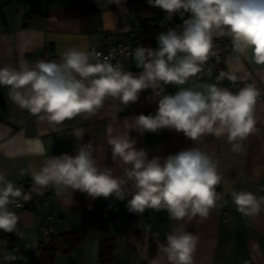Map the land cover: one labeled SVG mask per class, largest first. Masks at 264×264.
<instances>
[{"label": "clouds", "instance_id": "9594fccd", "mask_svg": "<svg viewBox=\"0 0 264 264\" xmlns=\"http://www.w3.org/2000/svg\"><path fill=\"white\" fill-rule=\"evenodd\" d=\"M109 4L121 5L122 0H108ZM150 6L166 13V19L179 14L183 19L181 31L169 29L157 37L158 47L138 46L134 50L137 67L142 71L135 75L113 66L109 57L100 59L95 51L68 49L62 59L38 60L29 66L22 63L19 68L11 65L0 67V86L9 88V98L21 109H27L39 120L60 125L81 114L93 115L106 98L119 99L129 106L140 98V93L152 89L153 98L158 97L155 114L125 118L123 133L112 134L108 128V144L112 160L120 161L125 167L123 176H116L107 166L97 165L93 143H81L76 155L67 153L51 156L42 168L32 173L31 192L42 194L44 188L54 186L58 191L70 188L79 190L95 200L98 197L115 196L123 201L131 194L127 208L133 213L145 209H165L169 218L191 221L199 217L207 219L210 210L216 207V186L221 177L216 162L207 153L196 147L184 149L165 158L149 159L143 148H137V140L129 133L135 130L143 135L159 133L164 129L183 133L193 142L205 134L217 138L227 135L232 151L243 150V141L255 128L254 107L261 92L255 85H247L233 93L216 84L203 85L204 91L191 88L162 95L165 85L184 84L189 77L201 72L212 52L213 33L230 35L234 50L247 54L258 65H264V0H147ZM94 61V62H93ZM221 72L218 79H223ZM235 82L237 77L229 75ZM87 118V117H86ZM82 139V135L77 137ZM37 153L44 148L36 141ZM25 170H21L23 175ZM131 182V187H129ZM31 199V193L23 190L0 172V230L15 233L18 237L17 215L9 205L17 199ZM237 211L244 216H254L262 209L264 197L239 191L232 193ZM19 206V205H17ZM150 227V226H149ZM198 236L186 231L183 226L173 229L165 242L157 241L169 264H192ZM18 249L3 250L6 264L26 260L17 254ZM153 264H159L153 261Z\"/></svg>", "mask_w": 264, "mask_h": 264}, {"label": "crops", "instance_id": "0c3cea01", "mask_svg": "<svg viewBox=\"0 0 264 264\" xmlns=\"http://www.w3.org/2000/svg\"><path fill=\"white\" fill-rule=\"evenodd\" d=\"M136 1L139 0H122L117 5L109 4L108 0H0V67L19 68L22 63L32 66L40 59L45 60L43 52L48 44L52 46V54L46 61L58 63L68 49L90 52L96 45L115 46L123 40L125 32L117 28L119 21L134 11ZM158 16L157 10L144 13V17ZM111 32L112 36H108ZM217 64L228 76L235 75L237 81L259 82L264 87V65L254 62L250 50L247 54L236 51L233 57H221ZM117 65L135 75L142 71L134 58L131 62L119 58L113 64ZM205 84H215V78L203 70L177 85L175 92L188 88L204 91ZM0 89V172L15 186L21 182L33 184L32 173L39 171L48 158L64 153L75 156L77 147L89 141L93 143L97 165L107 166L114 175L122 177L124 168L130 166L112 160L108 128L113 129V135L128 131L124 127L125 118L141 113L154 115L159 99L153 98L152 89L141 92L139 100L129 106L109 97L95 114H81L54 125L21 109L9 98L8 87ZM253 115L257 131L242 142L240 152L232 151L226 134L219 138L205 134L193 142L182 132L169 129L143 135L135 130L129 133L137 140L136 147L143 148L149 159L155 156L163 159L193 147L212 157L221 177L216 186L219 198L202 222L198 216L191 221L187 217L170 219L165 209L130 212L127 202L131 194L106 213L105 204L111 196L93 200L79 190L58 191L49 185L44 189L52 196V202L44 213L14 211L22 236L0 230L13 238V242L0 240V264H6L2 258L5 249H18L17 254L27 258L11 264H39L40 246L49 241L43 232L46 216L52 218L51 238L76 233L81 240L74 252L59 253L54 264H100V244L111 239L115 240L112 264H153V261L169 264L159 248L152 254L151 240L166 238L180 226L199 238L192 264H264V204L258 214L244 216L237 211L232 197L234 191L264 196V188L260 186L264 181V101H257ZM37 140L45 150L42 155L36 151ZM226 209L229 217L224 220L222 213ZM102 226L107 230L101 229Z\"/></svg>", "mask_w": 264, "mask_h": 264}, {"label": "built area", "instance_id": "2783aa9c", "mask_svg": "<svg viewBox=\"0 0 264 264\" xmlns=\"http://www.w3.org/2000/svg\"><path fill=\"white\" fill-rule=\"evenodd\" d=\"M150 10H157L160 13L158 17H144V13ZM189 14H185L183 19H187ZM183 19L179 14L174 15L170 20L166 19V13L158 8L150 6L147 0H139L135 2V9L133 12L121 17L118 29H125L123 40L115 46L109 45H96L90 49L91 51L101 53L100 59L103 60L105 56L109 57V62L114 64L119 58H124L127 61H132L134 58V50L138 46H144L150 44L151 48L156 49L158 47L157 37L160 33L167 32L169 29L176 31L182 30ZM108 36H112V32L108 33ZM213 49L215 55L210 54L208 61L201 65V72L203 70L209 71L214 75L215 84L218 87H225L231 90L233 93L238 92L241 88L247 85H255V87L261 92V97L257 101H264V87L259 82L252 81H231L227 77L228 75L219 67L217 60L221 57H233L236 53L232 43L230 35H217L212 39ZM52 54V46L48 44L43 52V58L45 60L50 59ZM94 62V61H93ZM200 72V74H201ZM221 72L225 73L223 79H218ZM177 90V85L169 84L163 88L162 95L173 94ZM264 188V181L260 184ZM16 187L23 190V193H31V199L24 200L23 196L17 199V204L9 205L11 211L27 210L33 213H44L52 202V196L43 189L42 194L31 192L32 184L28 182L18 183ZM264 197V196H263ZM123 201L117 199L114 195L111 196L105 204V212L108 213L110 210L120 205ZM19 205V206H17ZM224 220H227L228 210H224L222 213ZM52 218L50 216L45 217V223L43 225V232L45 237L48 239L51 234ZM48 242V240H47Z\"/></svg>", "mask_w": 264, "mask_h": 264}, {"label": "trees", "instance_id": "16d2710c", "mask_svg": "<svg viewBox=\"0 0 264 264\" xmlns=\"http://www.w3.org/2000/svg\"><path fill=\"white\" fill-rule=\"evenodd\" d=\"M2 100V91L0 89V102ZM47 192V190L45 189ZM48 193V192H47ZM49 194V193H48ZM103 230H107L104 226L101 227ZM0 240H6L13 242V238L0 232ZM159 242H165L166 238H152L151 248L152 254L154 255L158 249ZM81 244V240L76 233H69L58 237L49 236V241L40 246V260L39 264H54L55 259L59 253L69 254L74 252L77 247ZM115 250V240H107L100 244V264H112Z\"/></svg>", "mask_w": 264, "mask_h": 264}]
</instances>
